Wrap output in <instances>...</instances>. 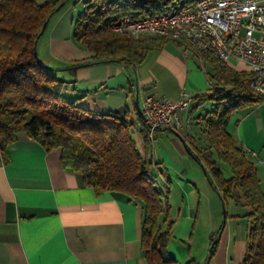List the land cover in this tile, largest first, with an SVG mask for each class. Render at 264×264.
Instances as JSON below:
<instances>
[{
    "label": "crops",
    "instance_id": "1",
    "mask_svg": "<svg viewBox=\"0 0 264 264\" xmlns=\"http://www.w3.org/2000/svg\"><path fill=\"white\" fill-rule=\"evenodd\" d=\"M73 8L66 4L50 18L41 35L46 34L44 57L38 55L69 83V94L83 107L126 116L132 125L138 121L141 129L136 99L140 107L145 95L176 100L181 92L193 96L209 87L211 56L172 40L150 50L134 67L119 62L84 64L90 53L73 39ZM226 65L248 72L245 63L234 59ZM194 100L195 105L180 113L185 140L164 128L154 130L152 149L140 129L133 130L137 143L132 138L141 156L158 162V179L168 180L169 255L181 263L241 264L247 251L248 208L238 204L237 193L224 208L210 183L212 178L198 159L206 143L203 124L198 123L202 112L195 107L205 99ZM192 123H197L199 134ZM228 129L254 162L264 190V101L235 111ZM220 168L224 177L231 176L226 163L220 162ZM203 203L215 209H210L205 228L198 233L201 240L194 241ZM141 226L140 201L110 192L97 195L81 174L61 166L58 149L46 150L20 132L6 155H0V264H146Z\"/></svg>",
    "mask_w": 264,
    "mask_h": 264
},
{
    "label": "trees",
    "instance_id": "2",
    "mask_svg": "<svg viewBox=\"0 0 264 264\" xmlns=\"http://www.w3.org/2000/svg\"><path fill=\"white\" fill-rule=\"evenodd\" d=\"M176 1L83 0V9L73 19V39L90 53L84 64H140L167 39L149 34L133 37L114 30L115 22L123 16L159 14ZM70 2L0 0V155H6L20 132L46 150L58 149L61 166L81 174L97 195L110 192L142 203L141 247L146 264H191L181 263L167 252L172 225L168 180L159 182L155 173L158 162L140 155L131 135V121L83 107L78 97L69 94V83L38 55L44 23ZM212 63L209 87L192 96L211 102L210 109L198 116L206 143L198 159L224 208L235 193L238 204L248 208L244 214L250 218L247 251L241 264H264V190L254 162L228 129L235 111L264 101V96L250 88L248 72L232 70L213 58ZM140 133L152 146L144 127ZM220 162L230 167L231 176L224 177Z\"/></svg>",
    "mask_w": 264,
    "mask_h": 264
},
{
    "label": "built area",
    "instance_id": "3",
    "mask_svg": "<svg viewBox=\"0 0 264 264\" xmlns=\"http://www.w3.org/2000/svg\"><path fill=\"white\" fill-rule=\"evenodd\" d=\"M113 29L138 37H163L210 55L222 64L230 60L248 67L250 88L264 96V0H179L150 17L123 16ZM192 95L181 92L171 100L145 95L142 124L152 141L155 129H173L181 134V111Z\"/></svg>",
    "mask_w": 264,
    "mask_h": 264
},
{
    "label": "rangeland",
    "instance_id": "4",
    "mask_svg": "<svg viewBox=\"0 0 264 264\" xmlns=\"http://www.w3.org/2000/svg\"><path fill=\"white\" fill-rule=\"evenodd\" d=\"M82 1L83 0H71V6H73L74 8V12H75V14H74V19H75V17H76V15H77V13L79 12V11H81L82 9H83V3H82ZM74 22V21H73ZM45 44H46V34H44L40 39H39V42H38V48H37V50H38V54L40 55V56H42V57H44V53H43V51H44V48H45ZM209 68V67H208ZM185 91V90H184ZM186 93H188L189 95H191V93H189V92H187V91H185ZM191 103H192V105H195V103H196V100H194L193 101V99H192V101L189 103V105H191ZM141 106H140V108L142 107V102H141V104H140ZM210 107H211V103H210V100L209 99H206L205 101H203L202 102V104H200V106H197V107H195L196 108V110H197V112H202V114H204L207 110H209L210 109ZM193 125H194V127L195 128H197V134H199L200 133V130L198 129V126H197V123H192ZM140 123L138 122V121H136L135 122V124L134 125H132V127H131V133H132V136H133V138H134V140L136 139V133L137 132H135L134 133V131L133 130H135V131H138V133H139V129H140ZM182 137V136H181ZM136 141V140H135ZM136 143H137V141H136ZM139 144V143H138ZM156 146H158V142L156 141V140H154V142H153V147H156ZM151 147V146H150ZM151 149H152V147H151ZM158 181L160 182V181H162V180H160V179H158ZM163 182V181H162ZM210 209H215V206H212V204L211 205H207V204H205V203H203V205L201 206V208H200V214H199V218H198V220H197V232H196V234H195V239H194V241H196V240H201L200 238H198L197 236H198V233L201 231V229H203V228H205L204 227V224H205V222H207V219H209V211H210ZM222 209V212H223V206H222V203H221V205H220V210ZM193 241V242H194ZM193 245H194V243H193ZM192 245V251L196 254V249H195V247ZM185 247L187 248V246L185 245ZM196 256H197V258H200V255L199 254H196ZM182 260H185V259H182Z\"/></svg>",
    "mask_w": 264,
    "mask_h": 264
},
{
    "label": "water",
    "instance_id": "5",
    "mask_svg": "<svg viewBox=\"0 0 264 264\" xmlns=\"http://www.w3.org/2000/svg\"><path fill=\"white\" fill-rule=\"evenodd\" d=\"M61 5H62V4H60V5L57 7V9H59V8L61 7ZM46 26H47V23H44V25H43V27H42V29H41V31H40V35H42V33L44 32ZM135 104H136V106H137V109H138L140 115L142 116V111H141V108L139 107V103H138V100H137V99L135 100ZM169 130H170L172 133H174L175 135H177L178 137H180V138L182 139L181 134H180L179 132H177V131H175V130H173V129H169ZM184 145H185V147H187L185 143H184ZM187 151H188L191 155H193V154L191 153V151H190L188 148H187Z\"/></svg>",
    "mask_w": 264,
    "mask_h": 264
}]
</instances>
